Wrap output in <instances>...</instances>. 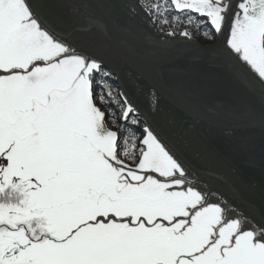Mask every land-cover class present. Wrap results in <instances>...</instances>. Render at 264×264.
<instances>
[{"label":"snow or ice","instance_id":"6c2138e0","mask_svg":"<svg viewBox=\"0 0 264 264\" xmlns=\"http://www.w3.org/2000/svg\"><path fill=\"white\" fill-rule=\"evenodd\" d=\"M125 2L264 102V0ZM115 79L33 0H0V264H264V207L174 150Z\"/></svg>","mask_w":264,"mask_h":264},{"label":"water","instance_id":"95a60500","mask_svg":"<svg viewBox=\"0 0 264 264\" xmlns=\"http://www.w3.org/2000/svg\"><path fill=\"white\" fill-rule=\"evenodd\" d=\"M33 3L69 42L104 62L174 150L221 173L246 200L264 207V102L223 58L150 28L125 0H90L94 10L83 0ZM84 16L106 20L108 35L78 31ZM211 44L223 47L222 41Z\"/></svg>","mask_w":264,"mask_h":264},{"label":"trees","instance_id":"16d2710c","mask_svg":"<svg viewBox=\"0 0 264 264\" xmlns=\"http://www.w3.org/2000/svg\"><path fill=\"white\" fill-rule=\"evenodd\" d=\"M157 31V30H156ZM159 32V31H158ZM196 40H198L200 43H202V44H211V43H213L214 41H208V40H202V39H200L198 36L196 37ZM115 83H116V81H115ZM117 84V83H116Z\"/></svg>","mask_w":264,"mask_h":264},{"label":"rangeland","instance_id":"374dc122","mask_svg":"<svg viewBox=\"0 0 264 264\" xmlns=\"http://www.w3.org/2000/svg\"><path fill=\"white\" fill-rule=\"evenodd\" d=\"M202 44V43H201Z\"/></svg>","mask_w":264,"mask_h":264}]
</instances>
